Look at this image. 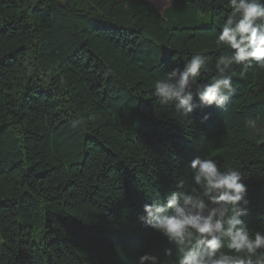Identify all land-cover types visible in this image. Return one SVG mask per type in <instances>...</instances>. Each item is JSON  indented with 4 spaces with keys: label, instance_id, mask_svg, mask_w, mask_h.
Segmentation results:
<instances>
[{
    "label": "trees",
    "instance_id": "trees-1",
    "mask_svg": "<svg viewBox=\"0 0 264 264\" xmlns=\"http://www.w3.org/2000/svg\"><path fill=\"white\" fill-rule=\"evenodd\" d=\"M230 11L227 0H173L162 13L143 0H0V264H138L144 253L178 264L180 246L138 217L172 191L214 206L193 182L195 157L241 173L242 219L250 236L264 232V68L241 76L233 64L224 106L187 117L152 95L196 54L208 62L199 83L219 76ZM227 242L217 255H244ZM251 259L264 264V249Z\"/></svg>",
    "mask_w": 264,
    "mask_h": 264
},
{
    "label": "clouds",
    "instance_id": "clouds-1",
    "mask_svg": "<svg viewBox=\"0 0 264 264\" xmlns=\"http://www.w3.org/2000/svg\"><path fill=\"white\" fill-rule=\"evenodd\" d=\"M227 2L231 11L220 27L216 42L232 51L219 57L216 64L219 76L211 83H199L197 78L202 70L208 71V62L205 56L196 54L183 68H172L164 79L154 82L152 95L158 102L173 105L185 117L200 107L224 106L235 91L232 83L235 73L228 71L233 64L241 66V76L254 65L264 68V0ZM167 5H171V0H167ZM249 123L255 126V121ZM189 167L194 184L214 206L206 204L200 195L172 191L163 202L145 203L138 219L169 243L180 246L182 255L178 264H253L251 257L264 249V232L256 231L250 236L242 219L248 215L249 200L241 173L234 169L221 172L215 160L200 157L193 158ZM225 237L230 251L244 255H217L225 246ZM165 252L170 254V249ZM138 264H159V261L156 256L144 253L139 256Z\"/></svg>",
    "mask_w": 264,
    "mask_h": 264
},
{
    "label": "rangeland",
    "instance_id": "rangeland-1",
    "mask_svg": "<svg viewBox=\"0 0 264 264\" xmlns=\"http://www.w3.org/2000/svg\"><path fill=\"white\" fill-rule=\"evenodd\" d=\"M57 1L60 3L64 2V0H57ZM143 1L151 3L160 13H162L164 9L168 7L167 0H143ZM172 1L173 0H171V2Z\"/></svg>",
    "mask_w": 264,
    "mask_h": 264
}]
</instances>
